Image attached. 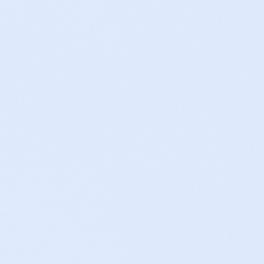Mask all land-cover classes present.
Returning <instances> with one entry per match:
<instances>
[{"label": "snow or ice", "instance_id": "obj_1", "mask_svg": "<svg viewBox=\"0 0 264 264\" xmlns=\"http://www.w3.org/2000/svg\"><path fill=\"white\" fill-rule=\"evenodd\" d=\"M0 264H264V0H0Z\"/></svg>", "mask_w": 264, "mask_h": 264}]
</instances>
